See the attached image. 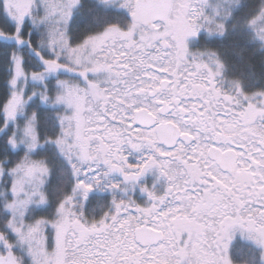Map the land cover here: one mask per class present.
<instances>
[{"label": "snow or ice", "instance_id": "obj_1", "mask_svg": "<svg viewBox=\"0 0 264 264\" xmlns=\"http://www.w3.org/2000/svg\"><path fill=\"white\" fill-rule=\"evenodd\" d=\"M0 264H264V0H0Z\"/></svg>", "mask_w": 264, "mask_h": 264}, {"label": "flooded vegetation", "instance_id": "obj_2", "mask_svg": "<svg viewBox=\"0 0 264 264\" xmlns=\"http://www.w3.org/2000/svg\"><path fill=\"white\" fill-rule=\"evenodd\" d=\"M222 52H224V54L228 57L230 61L235 59L234 52L232 50L225 51L224 49H222ZM236 71L238 72L239 69H236Z\"/></svg>", "mask_w": 264, "mask_h": 264}, {"label": "trees", "instance_id": "obj_3", "mask_svg": "<svg viewBox=\"0 0 264 264\" xmlns=\"http://www.w3.org/2000/svg\"><path fill=\"white\" fill-rule=\"evenodd\" d=\"M257 2H259V0H257Z\"/></svg>", "mask_w": 264, "mask_h": 264}]
</instances>
